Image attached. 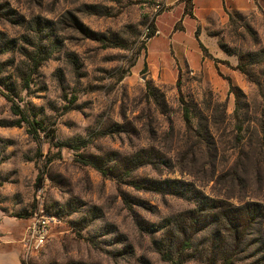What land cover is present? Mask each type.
I'll list each match as a JSON object with an SVG mask.
<instances>
[{
	"label": "rangeland",
	"instance_id": "obj_1",
	"mask_svg": "<svg viewBox=\"0 0 264 264\" xmlns=\"http://www.w3.org/2000/svg\"><path fill=\"white\" fill-rule=\"evenodd\" d=\"M156 4L0 0V240H21L37 216L50 227L39 251L21 244L23 264H171L161 249L184 238L204 197L264 204V156L237 144L230 93L232 84L245 95L254 142L256 119L264 129V11L214 21L233 64L204 46L202 56L168 46ZM242 55L260 60L246 58L248 76L236 69ZM13 104L39 123L37 136Z\"/></svg>",
	"mask_w": 264,
	"mask_h": 264
},
{
	"label": "trees",
	"instance_id": "obj_2",
	"mask_svg": "<svg viewBox=\"0 0 264 264\" xmlns=\"http://www.w3.org/2000/svg\"><path fill=\"white\" fill-rule=\"evenodd\" d=\"M187 3H191V0H188ZM186 12L191 14L190 10ZM247 57L249 64L253 63V59L257 63L260 60L257 61V58L251 55L239 57V64L236 69L248 76V64L244 62ZM33 61L36 63L37 57H34ZM25 81L26 88H28V81ZM230 93L235 95L233 119L235 120L237 144L240 147L244 145L249 150H260L264 156V141L261 140L264 137L262 117L256 119L258 126L261 125L260 130L257 131L256 140L246 144L244 134L246 129L242 123L245 95L240 88L232 84H230ZM181 104L183 106V120L185 125L190 128L192 126L190 107L182 97ZM246 107L249 106L246 105ZM11 110L15 116H22L17 124L26 122L32 127L29 130L30 134L37 136L36 131L40 126L39 123L27 119L16 104L12 105ZM225 115L226 112L224 111ZM256 163L264 164V157L262 159L256 157ZM200 203L204 207V212L198 214L194 210L186 216L189 221L185 226L184 238L176 245H167L165 251L161 249L163 258L167 262L171 264H188L190 262L201 264H264V204L247 202L235 205L223 200H213L205 197ZM182 216L184 215L173 220L178 221ZM22 217L29 218L30 215L24 214ZM172 229L180 231L179 222H176ZM252 230H255V232L258 230L259 236L254 237L255 232H252ZM197 241L199 242L196 243ZM172 247H176L175 253H173ZM242 256L243 258L244 256L249 258L244 261L245 259L243 260Z\"/></svg>",
	"mask_w": 264,
	"mask_h": 264
},
{
	"label": "crops",
	"instance_id": "obj_3",
	"mask_svg": "<svg viewBox=\"0 0 264 264\" xmlns=\"http://www.w3.org/2000/svg\"><path fill=\"white\" fill-rule=\"evenodd\" d=\"M185 1L156 0L155 7L163 6L165 8V11L156 20L157 31L164 35L168 46L176 51L185 52L187 56L191 53L202 56L201 46H204L222 60L230 61L231 59L225 53L219 51L216 37L211 33L214 30V21L227 22L231 12L264 11V0H191V14H187L185 12L187 9L185 3L187 2ZM164 15H168V17L160 20V17ZM180 21L181 29H176L177 23ZM231 62L235 64L234 61L231 60ZM24 237L21 240H0V264H23L21 244Z\"/></svg>",
	"mask_w": 264,
	"mask_h": 264
},
{
	"label": "built area",
	"instance_id": "obj_4",
	"mask_svg": "<svg viewBox=\"0 0 264 264\" xmlns=\"http://www.w3.org/2000/svg\"><path fill=\"white\" fill-rule=\"evenodd\" d=\"M49 234V221L46 217H35L22 242L25 253L42 249L47 243Z\"/></svg>",
	"mask_w": 264,
	"mask_h": 264
}]
</instances>
